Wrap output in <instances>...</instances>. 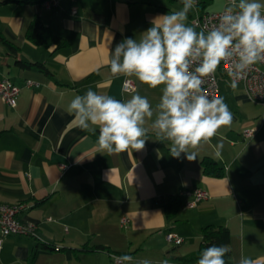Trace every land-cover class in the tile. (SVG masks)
Here are the masks:
<instances>
[{
	"label": "crops",
	"instance_id": "crops-1",
	"mask_svg": "<svg viewBox=\"0 0 264 264\" xmlns=\"http://www.w3.org/2000/svg\"><path fill=\"white\" fill-rule=\"evenodd\" d=\"M230 4L206 0L198 10ZM182 7L169 0H60L52 9L38 0L0 4V32L13 43L9 48L0 42V78L21 87L14 107L0 99V203L25 204L19 219L36 225L34 235L5 238L0 264H115L114 254L175 264L176 258L199 255L208 224L229 229L233 264L242 256L264 264V107L247 98L240 83L232 89L230 80L220 78L219 88L226 81L220 97L233 120L190 149L193 160L171 156V142L151 129L155 115L146 118L143 149L109 154L97 146L99 128L82 129L67 111L89 89L121 101L139 94L155 111L164 85L153 89L133 76L135 88L124 91L128 76L113 77L108 61L124 39H139L154 18ZM193 13L186 21L192 27ZM36 15L66 39L64 47L35 45L25 37ZM17 60L41 62L50 72L22 68ZM26 80L35 84L27 87ZM246 128L255 135L244 138ZM207 157L223 168L221 177L203 173ZM197 187L208 197L185 207L188 197L181 192ZM175 197L182 206L167 218L164 203ZM169 232L183 242L167 241Z\"/></svg>",
	"mask_w": 264,
	"mask_h": 264
},
{
	"label": "clouds",
	"instance_id": "clouds-1",
	"mask_svg": "<svg viewBox=\"0 0 264 264\" xmlns=\"http://www.w3.org/2000/svg\"><path fill=\"white\" fill-rule=\"evenodd\" d=\"M182 5L179 11L154 18L139 39H124L108 61L113 77L134 76L153 89L164 85L155 111L139 94L121 101L91 89L69 103L67 111L82 129L99 128L97 146L101 151L113 154L143 149L146 118L155 115L151 129L160 140L171 142V156L179 158L183 153L193 160L196 153L190 149L210 141L222 126L231 125L233 116L223 98H210L202 85L224 61L230 68V86L236 89L251 65L264 62V4L231 0L218 24L199 32L186 24L197 0H182ZM221 148L217 146V156ZM230 251L228 245L213 244L202 250L197 264H226ZM113 260L116 264H150L147 259L134 261L127 254ZM239 264L257 262L242 256Z\"/></svg>",
	"mask_w": 264,
	"mask_h": 264
},
{
	"label": "built area",
	"instance_id": "built-area-1",
	"mask_svg": "<svg viewBox=\"0 0 264 264\" xmlns=\"http://www.w3.org/2000/svg\"><path fill=\"white\" fill-rule=\"evenodd\" d=\"M59 1L60 0H44L42 2V5L45 8L52 9L58 7ZM227 1L231 3V0ZM193 10L194 13L191 18V22L193 27L197 30V32H199L201 30L206 31L212 26L218 24L219 16L223 13L225 8L217 11H199L196 6ZM217 70L218 73L216 71L213 76L204 78L205 82L202 85V88L207 91L210 98H214L217 96L220 97L219 80L221 77H225L231 81V78L228 76V71L230 70V68L225 67L224 61L221 62ZM238 83L242 85L247 98L264 107V62H258L254 65H251L247 69L245 78L240 80ZM34 84L35 83L33 81L26 80L24 85L27 87H31ZM122 88L124 91H132L135 86L129 77H125L122 82ZM20 90L21 87L17 84H14L9 78H0V99H2L7 105L11 107H14L16 105V98ZM243 135L244 138L249 139L255 135V130L246 128L243 131ZM181 194L188 197V200L183 204L187 208L196 206L199 201L204 200L208 197L207 191L198 187L190 190H183ZM26 208L27 206L25 204L12 205L7 203H0V248L5 238L10 235L35 234L36 225L32 223L22 222L18 217L19 214ZM126 222L127 218L123 216L121 218V224L124 226ZM165 237L167 241L176 245L183 242V239L180 236L172 232L167 233ZM114 256L120 255L114 254L112 255V259ZM113 262L116 264L114 260ZM194 264H197V262Z\"/></svg>",
	"mask_w": 264,
	"mask_h": 264
},
{
	"label": "trees",
	"instance_id": "trees-1",
	"mask_svg": "<svg viewBox=\"0 0 264 264\" xmlns=\"http://www.w3.org/2000/svg\"><path fill=\"white\" fill-rule=\"evenodd\" d=\"M21 0H0V4H7L11 2H18ZM44 0H38L42 4ZM169 1H181L182 0H169ZM206 3V0H197V8L202 7ZM25 37L35 45H55L56 49L62 48L66 45V39L61 36H58L51 32V30L44 24L39 16H35L25 29ZM0 42L5 44L9 48H13V43L7 40L3 34L0 32ZM17 64L22 68H37L43 72L49 73V69L41 62H29L25 60H17ZM202 171L205 175L221 177L223 175V168L218 165V163L212 158H204L202 160ZM182 206V201L175 197L166 203H164V209L167 218L174 217L179 208ZM230 241V232L229 229L225 226H214L208 224L202 229V238L200 245V253L194 257L190 258H176L175 264H194L197 262L198 258L203 249L215 244V245H229ZM39 246L45 249H55V246L51 244L40 243ZM104 249V248H102ZM109 253H111L109 251ZM122 255V254H118ZM226 264H233L231 260L230 252L225 256Z\"/></svg>",
	"mask_w": 264,
	"mask_h": 264
},
{
	"label": "rangeland",
	"instance_id": "rangeland-1",
	"mask_svg": "<svg viewBox=\"0 0 264 264\" xmlns=\"http://www.w3.org/2000/svg\"><path fill=\"white\" fill-rule=\"evenodd\" d=\"M0 25H1V22H0ZM217 73H218V70H217ZM225 82L226 81H220V88H221V90L225 87Z\"/></svg>",
	"mask_w": 264,
	"mask_h": 264
}]
</instances>
